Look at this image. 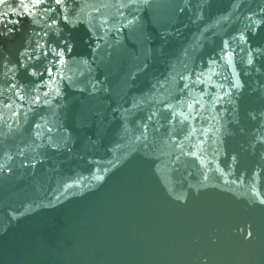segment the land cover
<instances>
[{"label":"water","instance_id":"obj_1","mask_svg":"<svg viewBox=\"0 0 264 264\" xmlns=\"http://www.w3.org/2000/svg\"><path fill=\"white\" fill-rule=\"evenodd\" d=\"M0 264H264V0H0Z\"/></svg>","mask_w":264,"mask_h":264}]
</instances>
